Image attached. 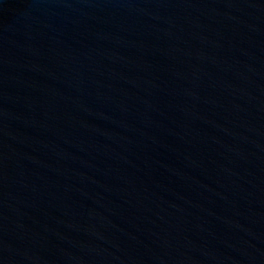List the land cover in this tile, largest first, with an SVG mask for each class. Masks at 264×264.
Segmentation results:
<instances>
[{
  "label": "water",
  "instance_id": "obj_1",
  "mask_svg": "<svg viewBox=\"0 0 264 264\" xmlns=\"http://www.w3.org/2000/svg\"><path fill=\"white\" fill-rule=\"evenodd\" d=\"M0 264H264V0H0Z\"/></svg>",
  "mask_w": 264,
  "mask_h": 264
}]
</instances>
